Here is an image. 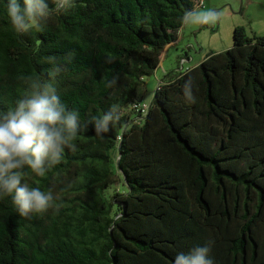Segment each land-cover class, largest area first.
Masks as SVG:
<instances>
[{
    "label": "trees",
    "instance_id": "1",
    "mask_svg": "<svg viewBox=\"0 0 264 264\" xmlns=\"http://www.w3.org/2000/svg\"><path fill=\"white\" fill-rule=\"evenodd\" d=\"M195 1L74 0L21 34L0 0V112L58 68L84 129L45 175L23 170L53 192L47 212L22 217L0 195V264H174L209 241L212 264H264V38L237 28L228 50L166 75L146 116L131 110ZM114 107L120 120L97 130ZM119 174L125 190L109 194Z\"/></svg>",
    "mask_w": 264,
    "mask_h": 264
},
{
    "label": "clouds",
    "instance_id": "2",
    "mask_svg": "<svg viewBox=\"0 0 264 264\" xmlns=\"http://www.w3.org/2000/svg\"><path fill=\"white\" fill-rule=\"evenodd\" d=\"M74 7V0H7V15L18 33H26L34 27H41L53 15L62 14ZM219 19L214 10H186L182 23L211 24ZM54 62V58L50 60ZM59 69L43 75L29 76L22 96L5 112H0V195L11 196L13 204L22 217L41 214L53 207L54 194L51 190L42 191L22 182L25 167L39 176L45 175L49 168L58 164L65 148L74 150L72 141L84 129L79 112L69 110L60 100L55 86ZM116 83V77L108 82ZM185 96L191 100L190 88L186 85ZM120 120L116 107L103 116L95 118L94 127L107 131ZM209 243L193 248L189 253H180L174 264H212L208 257Z\"/></svg>",
    "mask_w": 264,
    "mask_h": 264
},
{
    "label": "rangeland",
    "instance_id": "3",
    "mask_svg": "<svg viewBox=\"0 0 264 264\" xmlns=\"http://www.w3.org/2000/svg\"><path fill=\"white\" fill-rule=\"evenodd\" d=\"M204 1L205 7L197 10H214L219 14V19L211 24H184L179 32V41L168 49L163 60L165 70L172 74L185 73L200 64L209 53L231 48L237 28H244L248 37L264 38V0H243L241 8L240 0ZM227 4L234 12H238L240 8L239 13H233ZM164 77L163 69L159 68L158 74L145 78L137 89V99L150 104ZM123 190L124 183L119 174L117 182L109 189V194Z\"/></svg>",
    "mask_w": 264,
    "mask_h": 264
},
{
    "label": "built area",
    "instance_id": "4",
    "mask_svg": "<svg viewBox=\"0 0 264 264\" xmlns=\"http://www.w3.org/2000/svg\"><path fill=\"white\" fill-rule=\"evenodd\" d=\"M204 7H205V1L204 0H196L195 1V4H194L195 9H200V8H204ZM182 60H185V59H182ZM131 110H133L137 114L138 119H141L142 117H144L148 114V112L150 110V104H147L146 102H143V101L134 102L132 104Z\"/></svg>",
    "mask_w": 264,
    "mask_h": 264
},
{
    "label": "crops",
    "instance_id": "5",
    "mask_svg": "<svg viewBox=\"0 0 264 264\" xmlns=\"http://www.w3.org/2000/svg\"><path fill=\"white\" fill-rule=\"evenodd\" d=\"M179 41V38H178V40H177V42ZM175 44H177V43H175ZM175 44H172V45H169V46H167L165 49H164V52H163V54L161 55V61H160V65L158 66V68H157V70H156V74H158V71H159V68L161 69H163V71H164V76H166V75H168L170 72H169V70H165V68H164V64H163V60H164V58H165V56H166V52L168 51V49L170 48V47H172V46H174ZM193 68V67H192ZM191 68V69H192ZM163 80V79H162Z\"/></svg>",
    "mask_w": 264,
    "mask_h": 264
},
{
    "label": "water",
    "instance_id": "6",
    "mask_svg": "<svg viewBox=\"0 0 264 264\" xmlns=\"http://www.w3.org/2000/svg\"><path fill=\"white\" fill-rule=\"evenodd\" d=\"M242 1H243V0H240V8H241V6H242ZM248 1H250V0H247V2H248ZM227 5H229V4H227ZM247 5H248V4H247ZM223 7H224V6H223ZM229 7H230V5H229ZM240 8L238 9V12H234V11H232V9H231V7H230L231 11H232L233 13H235V14H238V13H239ZM119 160H120V157L118 158V162H119Z\"/></svg>",
    "mask_w": 264,
    "mask_h": 264
}]
</instances>
